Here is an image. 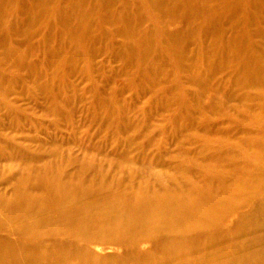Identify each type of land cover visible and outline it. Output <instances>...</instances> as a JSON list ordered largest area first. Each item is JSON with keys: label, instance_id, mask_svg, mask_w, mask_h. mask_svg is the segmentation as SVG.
<instances>
[{"label": "rangeland", "instance_id": "rangeland-1", "mask_svg": "<svg viewBox=\"0 0 264 264\" xmlns=\"http://www.w3.org/2000/svg\"><path fill=\"white\" fill-rule=\"evenodd\" d=\"M128 1L139 8L140 14H136V19L138 20V17L141 18L142 15L144 17L143 23L137 30L136 38H141L146 29L152 31L149 41L152 46L149 61L156 62L154 64L161 69L160 75L155 77L154 82L151 83L144 84L143 71L137 72L135 69V66L140 63L136 41L133 44L125 38L126 36L123 37L122 34L111 31L115 29L116 24V26L109 23L102 24L104 31L108 32L104 36L106 39L99 40L92 45V50L95 52H92V58H88L84 55L85 44H81L79 52L77 48L73 47L62 48V43L59 44L60 36L55 35V31H46L45 25L40 23V20L33 25L24 26L26 31L23 28L18 29V25L25 24L27 16H29L25 11L21 13L20 21L16 23L17 27L14 17L2 16L0 28L6 29L2 28V31L0 29V154L3 153L0 155V198L3 197V200H0V257L2 254L9 253V250L11 253L14 248L11 254L13 261L29 264L28 261L25 263L26 258L33 257V254L35 256V253L48 257L59 254L60 251L64 252V250L69 252L70 250L66 247L63 249L57 245L50 246L51 244L48 243L52 239L63 241L69 235L67 233L69 232V222L59 221L57 218L64 211L69 210L67 208H72L73 205H90L92 203L89 201L95 202L97 194L98 196L103 194L101 197H106L108 194L113 195L125 189L145 188L146 183L152 184L153 188H150L152 190L167 182L175 183L173 177H176L180 182L185 177L192 181L199 175H201L199 178L207 181V187L217 189L216 191L219 192L213 191L211 194H216V197L212 195L211 198L224 197L220 198L221 204H223L221 210H226L228 213L226 223L220 229L204 235L205 237L201 236L194 240L191 244L194 246L192 249H188L186 245L182 246L183 248L180 246L183 251L177 254L180 248L177 251L163 245L161 248L158 239H153L154 242L151 243L145 237L141 238L142 236L138 232H136L138 233L136 236V233L132 231L128 233L121 230H108L98 224V227L99 225L102 227L99 228L103 235L99 233L97 226L98 230L91 229L89 233L91 232L95 241L88 245L86 251L75 252L77 256L73 263L185 264L190 261V264H210L224 259L228 255H235L242 248L260 249L262 247L264 249V164L262 162L263 166H261L262 164L260 166L251 165L247 171L243 168L247 161L246 141L249 138L263 139L264 119L261 120L262 122L253 121L257 114H261L264 118V109L259 107L260 99L256 96L253 102L250 101L251 103L247 106L250 105L251 110L246 107L247 103L237 95L239 87L231 88L234 99L233 97L229 98L228 94L231 90L228 87L225 88L226 93L221 92L219 95L209 87L197 99L202 103L201 110L206 112L205 119L199 114L193 113L190 119L195 118V124L189 126L187 121L184 125L186 127H179L186 120L185 105L196 109V102L192 96L196 86L183 81L180 77L182 73L176 66L173 54L168 48L167 38L173 31L185 30L189 27L185 26L186 24L182 21L184 16L177 10L174 12H177L176 15L172 12L171 14H162L160 19H156L152 15L147 0H116V3L113 2V7L118 11H121V8L124 10L121 5L129 4ZM19 2V10L21 8L24 10L26 2ZM93 3L99 10L101 3H111V1L94 0ZM2 7L5 10H11L13 3L7 0L2 4ZM67 7L70 9V4ZM136 7L132 9L133 12L134 10L137 12ZM18 8L16 9L18 10ZM52 8H54L53 5ZM247 8V2L238 6L233 3L228 7V9L237 11L240 20L243 19L245 13L251 12L253 15L256 12L254 8L246 11ZM109 11L106 8L100 12L106 22ZM174 18L175 20H173ZM200 19L206 20V16L201 14ZM12 21L14 22L12 23ZM8 27L11 30L13 28L10 33H14L15 37L12 40L15 44L18 40V45L14 46L15 49L10 55L6 50L7 47H4L7 43L6 38L10 35L7 31L10 29ZM259 28L264 29V22L251 23L247 27L252 32ZM49 33V36L56 37L51 38L54 41L51 42L52 44L44 42V39H48L47 34ZM256 40L261 41L255 37L254 41ZM127 42L131 43V48L125 50L124 44ZM190 45V48L194 50V45ZM50 46L54 49L53 51L58 53L57 58L69 52L73 56L78 55V64H76L78 67L72 63L70 66L66 64L56 68L54 62L56 59L52 57H47L45 61L42 58V52L50 50ZM23 48L28 50L24 51ZM81 50L84 51L83 54L80 52ZM36 66L37 68H35ZM18 67L20 69H17ZM62 84L67 86L62 88ZM248 111L250 112L248 113ZM119 119L122 120L123 127V124L119 125L121 124ZM18 152L23 153L24 156L21 154L18 156ZM248 152L250 151L248 150ZM262 152L264 155V144ZM25 154L26 158L29 155L28 162L19 160L22 156L25 160ZM49 167L53 169H49ZM88 168L93 170L88 171ZM26 169L29 170L31 178L29 177L25 184L22 177L25 176L23 172ZM46 169L53 172L50 175L59 178L67 174L66 180L68 181L73 180L70 176L75 175L76 172L87 169V174L90 176L86 174L83 177L84 184L81 189H87L90 193L75 201L77 193L80 194L82 191L79 190L80 187L74 189L71 193L73 197H76L72 199L73 204L63 201L64 207L62 205V208H57L54 205L55 202L53 204L52 194L47 190L41 188L43 190L41 191L37 188L38 190L32 191L35 198L32 197L34 199L29 202L24 200L18 203L19 207L17 208L18 205H15L18 202L16 186L38 184L37 187L40 185L42 187L44 181L41 177H44ZM60 171L65 175H60ZM212 172L217 174V179L216 174H212ZM15 177L21 179V182ZM238 178L247 181L244 182L246 187L243 183L245 190L237 193L233 190V185ZM100 184L101 186L108 185L109 191L103 190L104 185L101 187ZM182 184L185 185V182L179 183V186L181 187ZM225 184L228 189L221 186ZM96 188L99 193L95 190ZM222 189H225L227 193H221ZM246 190L250 193L254 192V194H249ZM233 192L235 193L233 194ZM243 192L246 194L243 195ZM93 195H95L94 199ZM225 196L232 199L227 198V200ZM14 198L15 201H13ZM55 200L58 201L57 198ZM236 201L241 206H238ZM36 202L37 204H35ZM233 202V205L236 203L235 207L232 205ZM31 204L34 208H31ZM256 207L259 208V211L257 214H252L254 216L251 217V220L240 222V216L257 212ZM37 211L42 213L38 214ZM104 228L106 230H103ZM105 233L107 236H104ZM153 237L158 238L157 236ZM132 238L135 240L131 242L129 239ZM37 246L40 251L37 250Z\"/></svg>", "mask_w": 264, "mask_h": 264}, {"label": "bare ground", "instance_id": "bare-ground-1", "mask_svg": "<svg viewBox=\"0 0 264 264\" xmlns=\"http://www.w3.org/2000/svg\"><path fill=\"white\" fill-rule=\"evenodd\" d=\"M5 1L7 0H0V21H1L2 16L3 17L12 16L15 19V26H16V23H18L17 21H20L21 13L25 11L26 13L29 14V16H27L28 18L25 17L27 18L25 21V24L22 25L20 23L21 26L20 25H18V27L16 26L18 29H21V28L24 29L25 28L24 26L27 27V26L33 25L37 21L39 22L40 20V23H43L45 25L46 31L47 30L49 31L52 30V32L55 31L56 34L55 33L54 34L57 36H60L61 42H59V44L62 43V45L60 44L62 48L66 47L69 49L73 47L74 49L77 48L78 49L77 51L79 52V50L81 49L80 47L81 44L82 45L85 44L86 49L84 51L86 54L82 50L80 52L82 54L84 53L85 57H88V58L92 56L91 55L93 52L92 45H94V43L98 42L99 40L106 39V37L104 36L108 32L104 31L102 24L109 23V24H114V26L117 25L118 27L116 26L115 29L111 31H114V33L117 32V34L118 33L122 34L123 37L126 36L125 38H127V40H130L131 43L133 44L136 41L137 50L140 54V63L142 65L139 63L137 66H135L136 67L135 69L137 72L143 71L142 73L145 75L144 77L145 79L143 83L145 84V83L154 82L155 77L160 75L161 68L154 64L156 62L152 63L151 61H149V55L152 49L151 48L152 46L149 44V41L151 38L152 31L149 29H146L144 30V34H142L143 36L142 37L140 36L141 38H136L137 30L143 23L142 21L144 17L142 15L141 18L138 17V20L136 19V16H137L136 14L139 13L138 12L139 8H137L136 5H132L133 3L131 4V2L129 1H128L129 4L124 3V5L123 4L121 5L122 7H124L123 8L124 10H122L121 8V11H118L115 7H113L114 6L113 2L116 3V0H110L112 5L111 3H101L99 5V10L96 8L97 6L94 5L93 3L94 0H8L9 2L11 1L13 3V7L11 10L3 9L2 4ZM19 1L26 2L25 8L22 5L24 10L22 8L19 10L18 8L20 4ZM147 1H148L147 4L149 5L150 10L152 11V15L156 17V19H160L162 14L163 15L171 14L173 12V14L176 15V13L179 12L184 16L185 20L181 19L183 23L186 24L184 25L186 27L187 26L189 27V29L186 28L187 30L186 29L185 30L183 29L175 30L169 36H168L169 33L165 34L168 36L167 38L168 48L170 49V52L173 54L172 56L174 57L176 61V66L182 73L180 77L183 79V81H187L190 84L193 83L196 86V89L193 91L194 93L192 92L193 94L192 96H194V101L196 102V109L189 108L187 105H185V108L187 110L186 120L184 121V123H182V126L178 124L179 127L182 128L187 121H188L189 126H192L193 124H195L196 119L195 118L190 119L193 116V113L199 114L201 117L205 119L206 112L201 110L202 103L198 102L197 99H199L201 95H203L209 89V87L213 88L217 92L218 95L221 92L226 93L227 90L225 88L228 87L231 90V92L228 94L229 98L234 96V94H232L231 88L239 87V92L237 93V95H239V98H241V100H244L247 103L245 104L246 107L250 108V105L249 106L247 105L253 102L254 101L253 99L256 96H258L261 102L260 103L261 105L259 107L264 109V29L259 28L258 30L253 31V32L252 30L247 29V27L251 23L260 24L264 22V0H147ZM244 2H247V6H248L246 11L254 8L256 9V12L253 13V15L251 12L245 13L243 16V19L241 18L240 20L238 18L237 11L228 9V7L230 6V4H233V3H235L238 6ZM68 4H70V7H71L70 9L73 8L72 10H70L69 7H67ZM52 5L54 6V8H52ZM109 6H112V7L110 8ZM134 7L137 8L136 9L137 12L135 10L133 12L132 9H135ZM16 8H18V10ZM106 8L110 10L107 22L104 20V16L100 13ZM115 9L118 12L117 11L115 12ZM176 10L177 12L174 13ZM201 14L206 16V20L200 19ZM22 16L24 17L23 14ZM175 18L173 20H175ZM21 19H24V18L21 17ZM13 22L14 21H12V23ZM11 25H14V24H11ZM10 27H14V26H10ZM10 27H8V29ZM2 28H0L1 31H2ZM3 29H6V28H3ZM23 29H22V32H23ZM12 30L11 28L7 30L9 31L8 34L10 33V31L12 32ZM26 30L27 29H24V31ZM13 34L14 33L12 34L10 33V35L7 36L8 38H6L5 36L7 43H6V46L4 47H7V49L6 48L4 49L9 51L8 52L9 55L13 53L12 50L15 49L16 44L18 42V40L16 39L17 37L15 38V40H17L16 44L12 40L15 37ZM18 34L20 35L21 33L19 32ZM47 35L49 36L50 33ZM52 37L56 38L54 36ZM52 37L49 36L48 39L47 38L44 39V42H48L49 44H52L51 42H54L52 41L53 39H51ZM255 37L261 39V41L260 40L254 41ZM18 39H20V37ZM165 40H166V37H165ZM131 43L127 42L126 44H124V49L127 50L131 48ZM190 44L194 45V50L190 48L191 47ZM50 47H51L50 50H45L44 52H42V58L45 61L47 57L55 58L56 60L54 62H55L56 68L57 67L60 68L61 66H65L66 64L70 66V64L72 63L73 65L75 64V66H77L76 64H78V55L75 54L73 56V54H70L69 52L68 54H65V55L63 54L61 57L57 58L58 53L56 51H53L54 49H52V46ZM24 48H23L24 51L28 50ZM23 50L21 49V51ZM21 51L17 50V52L22 53ZM16 64L18 63L16 62ZM144 65L145 67H143ZM35 68H37V66ZM17 69H20V68L18 67ZM70 72L68 73L70 74ZM63 83L65 82L63 81ZM63 86L65 85L62 84V88ZM58 94L60 95V93ZM59 97L61 98V95ZM59 97L56 96V98L60 99ZM198 104H199V107L197 108ZM249 112L250 111H248V113ZM258 113H260V111H258ZM252 116H255V115H252ZM263 119L264 118L263 116H261V114L259 115L257 114V116L254 117L253 121L260 122ZM117 121L118 120H116V122ZM121 122L122 120H120V123ZM122 124L123 123L119 125H122ZM123 126L124 124L122 125V127ZM246 144L250 152H248L247 150V156H246L247 161L243 168L246 169L247 171V169L251 165L260 166L262 162L264 164V161H263L264 155L262 152V146L264 144V131H263V139H258V138L250 139L249 138L246 141ZM20 154L21 153H19L18 156ZM0 155H3V153ZM21 155H23V153ZM23 156L19 160H22V162L23 161L26 162L29 155L26 158V154H25V160H23L24 159ZM263 164L261 166H263ZM49 169H53V168L49 167ZM49 169H46L45 171L47 173V174L46 173L44 174L45 178L41 177L44 181L42 187L41 185L40 187L39 186L37 187L38 184L37 185L36 184L35 185L33 184L25 185L26 181L29 179L31 174L29 170L27 169L23 172V175L25 176L22 178L25 181V184H24L25 187L24 185L23 187H20L21 184L16 186L15 192L16 191L18 192V202L17 204L15 203V205H18V203H21L24 200L28 202L31 201V199L33 200L35 197L32 191L38 190V189L40 190L41 188L43 190H47L50 194H52V197L54 200L57 198L58 200L57 202L56 200L55 201L52 200L53 204L55 202L54 205L57 208L61 207L62 205L64 207L63 203L64 202L66 203L67 201L73 204L74 201H72V199L75 196L73 197L71 193H73L74 189L76 190V189H79L80 187L79 190L82 191L80 192V194L77 193L76 195L77 199L75 201L81 198V196L86 197L87 196L86 194L90 193L89 190L87 189H81L82 184H84L82 182L84 180L83 177L86 176V174L88 173L87 169H83V171L82 170L78 171L76 172L75 175L70 176V178L73 179L71 181L66 180L68 175L67 174L65 175L64 173H62V171H60V175H65V176H60L61 178L55 177L54 175H50L53 172L49 171ZM90 169L92 168H88V171ZM100 172L102 173L101 170ZM213 173L214 172H212V174ZM208 175L211 176V174H208ZM88 176H90V174ZM194 176L196 177V175ZM199 176L198 178L196 177V179L192 181H190L191 179L189 180L187 177L185 178L182 177L183 179L181 181L179 180L180 182H178V179H176V177L174 178L172 176L173 179H175V183H169V182L164 183L163 182L164 184H162V186L157 187V189H152V190L150 189V188H153L152 184L146 183L145 181L146 183L145 188L135 187L134 190L125 189L119 193H116L117 195L108 194L106 197H101L103 194L101 196H98V194L96 196L93 195V199L95 196L96 200H94L95 202L89 201L92 204L90 205L86 204L83 206L73 205L72 208H67L69 210L65 209L66 211H64L60 216L57 217L59 221L69 222L70 226L68 230L70 233L65 230L69 235L66 236V238L63 241H57V240L52 239L48 243L51 244L50 246L57 245L63 249L66 247L70 251L69 252L66 250H64V252L60 251L59 254H53L52 256H48V257L40 253L39 254L35 253V256H34L32 252L33 257L26 258L27 260L25 263H27V261L29 264H60V263L71 264L75 262L73 261L76 258L75 256H77L75 255L76 254L75 252L86 251V249L88 248V245L92 243L93 241H95L94 238L90 234L91 232L89 233V231L94 228L97 229L98 224L103 225L108 230L109 229H114L115 231L121 230V231L128 232V233L130 231H132L133 233L138 232L139 234H141L142 236L141 238L145 237V239L151 243L154 242L153 239L155 240L158 239L159 243L158 242L157 243L161 245V246L158 245L161 248L163 245V246H166L167 248L168 247L174 248L177 251V249L180 248V246L182 247L186 245L188 246V249H192L194 246L191 244L198 237L207 235L209 232H213L215 230L220 229L221 226L224 223H226V217L228 213L226 210L224 211L221 210V208L223 207L222 206L223 204H221L222 203L221 199L223 196L222 197L220 196L221 199L220 198L213 199L216 197L215 196L216 194L213 195L211 193L213 191L215 192L217 189L214 190V188L212 187H207V181L205 179L203 181V179L199 178ZM211 177H213V175ZM240 178H238V180H236L235 184L233 185V190L237 193L245 190L244 188L246 187L245 183L247 180L245 181L244 179L243 181L242 180L243 178L242 179ZM245 178L247 179V177ZM216 179H217V174H216ZM16 180H19V182H21V179H16ZM148 181L150 180L148 179ZM183 182H185V185L182 184L180 187L179 183H183ZM243 183L245 184L244 188H243ZM103 185H102L103 187L101 186L102 189L107 190L108 192L109 186L105 184ZM221 186H224L225 188H227L226 184L221 185ZM42 189L41 191H43ZM95 190L97 191V188ZM95 190H94V193H95ZM249 191L252 192V190L250 189ZM249 191L246 190V192H248L249 194H254V192L250 193ZM235 192H233V194ZM246 192H243V195L246 194ZM221 193L225 194L227 192H225V189L224 190L222 189ZM228 194H231V193H228ZM15 195L17 197L16 193ZM212 195L215 197L211 198ZM227 198L225 196V199ZM1 199L3 200V197L0 198V200ZM7 201L8 200H6V202ZM13 201H15V198L13 199ZM238 201L240 202V200ZM238 201H236L237 204H238ZM35 204H37V202ZM35 204L33 205L37 207ZM233 204L234 202L232 203V205ZM33 205L31 206V208H34ZM235 205L233 206L235 207ZM238 206H241V205L238 204ZM16 207L18 208L19 205ZM235 209H232V210H235ZM255 209L257 212H252L247 215L242 214L243 216H240V222L251 220L252 219L251 217L254 216L252 214H255V213L257 214L259 211L258 207H256ZM37 213L41 214L42 212L37 211ZM100 228H99V233H102V231H100ZM105 228L103 230H106ZM106 233L104 236H107ZM138 233H136V236ZM215 234L217 235V232H215ZM126 236H128V234H126ZM153 236H157L158 238H154ZM114 237H115V234H114ZM133 238L129 240L132 242L135 240ZM204 239L206 240L207 238H204ZM117 241L118 239L116 240V242ZM38 245L40 247V244ZM39 247L37 250L40 249ZM182 248H180V250L177 251V254L183 251ZM16 249H18V247ZM12 250H11V253L9 250V253L2 254V257H0V264H14L15 263L11 255ZM157 251L159 252V250ZM157 251L156 253H158ZM16 252L18 251L16 250ZM70 252H72L73 254ZM78 256L80 257V254ZM15 264H22V262L18 261ZM185 264H190V261H188ZM210 264H264V249L262 247L260 249H249V248L243 249L242 248L235 255H228L224 259L211 262Z\"/></svg>", "mask_w": 264, "mask_h": 264}]
</instances>
